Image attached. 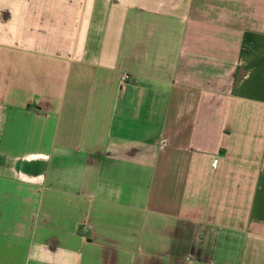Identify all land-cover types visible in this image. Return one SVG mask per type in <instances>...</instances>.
<instances>
[{"label": "crops", "instance_id": "1", "mask_svg": "<svg viewBox=\"0 0 264 264\" xmlns=\"http://www.w3.org/2000/svg\"><path fill=\"white\" fill-rule=\"evenodd\" d=\"M0 264H264V0H0Z\"/></svg>", "mask_w": 264, "mask_h": 264}, {"label": "rangeland", "instance_id": "2", "mask_svg": "<svg viewBox=\"0 0 264 264\" xmlns=\"http://www.w3.org/2000/svg\"><path fill=\"white\" fill-rule=\"evenodd\" d=\"M190 227L192 228L193 226L191 225ZM204 230L208 233L207 236H206L207 237L206 238L207 241L208 240L211 241V239H214L218 235L216 230H212V229H204Z\"/></svg>", "mask_w": 264, "mask_h": 264}]
</instances>
